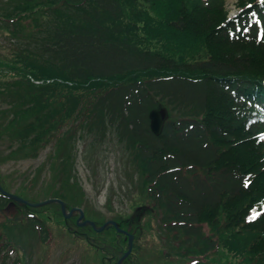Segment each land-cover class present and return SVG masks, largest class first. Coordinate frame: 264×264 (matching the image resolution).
<instances>
[{
  "label": "trees",
  "instance_id": "obj_1",
  "mask_svg": "<svg viewBox=\"0 0 264 264\" xmlns=\"http://www.w3.org/2000/svg\"><path fill=\"white\" fill-rule=\"evenodd\" d=\"M7 1L11 10L0 8V33L10 36L9 57L0 59V164L33 157L47 143L46 157L57 152L55 167L64 168L83 134V149L96 150L109 131L128 150L130 171L151 202L145 213L159 221L156 237L159 232L174 245L157 250V263L227 264L238 258L235 264H264V163L259 170L252 156L264 146L249 140L263 133L264 121L245 131L242 119L245 107L264 102V51L228 41L213 26L222 17L227 22L226 0ZM159 105L178 114L155 138L147 114ZM67 122L79 130L77 140L75 132L63 130ZM223 154L233 167L219 165ZM58 180L55 189L38 195L30 190L32 179L9 191L0 174L6 191L29 202L58 198L68 207L72 184ZM9 202L0 196V210ZM254 204L260 212L249 222L244 213ZM46 206L59 212L56 204ZM29 211L22 208V224L34 227L42 244L47 220L27 216ZM219 217L223 227L204 233L200 224L215 225ZM107 220L136 234L119 218ZM107 230L111 242L123 237L126 247L123 235L112 226ZM72 233L88 243L86 235ZM256 243L261 252L253 251Z\"/></svg>",
  "mask_w": 264,
  "mask_h": 264
},
{
  "label": "rangeland",
  "instance_id": "obj_2",
  "mask_svg": "<svg viewBox=\"0 0 264 264\" xmlns=\"http://www.w3.org/2000/svg\"><path fill=\"white\" fill-rule=\"evenodd\" d=\"M249 2V0H226L224 5L225 14L231 17L245 3ZM10 5L9 1L0 0L1 9L11 10L12 6ZM138 5L145 6V4ZM149 15L154 17L153 21L158 20L152 13L149 12ZM224 20L225 18L222 17L213 26L219 25L222 21L225 24ZM141 21V18L133 19L136 26H140ZM135 30L139 34L138 29ZM9 43L10 36L6 32H1L0 59L9 57V49H7ZM244 44L264 51V43L259 38L258 33L252 35ZM153 47L155 46L153 45ZM163 106L160 105L159 109L163 112L164 121L177 116L178 111H172L169 107ZM246 117L252 118L253 112L247 111V115H242L244 121ZM250 124V122L246 124L245 131L249 129ZM63 130L66 131L67 135L69 132H75L71 137L77 140L79 130H75L70 122H67ZM107 133L108 136H104V141L101 144H96V150L91 149L93 146L91 148L86 147V150L83 149L85 142L82 140L83 137L84 139L87 137L83 134V137L77 140L73 146L74 158L71 159L70 166L55 167L53 159L56 158L57 152L55 156H52L51 151L47 158L48 144L46 143L33 157H16L4 160L0 164V174L9 191H16V186L32 179L33 188H30V190L33 193L35 191L38 195H42V192L47 190L55 189L60 182L58 177L66 179L67 182L72 184L69 186L72 201L68 204V209L75 205L82 209V215L85 219L103 222L107 219L119 218V225L132 226L136 234H132L134 238L131 247L127 256L123 259L126 264H162V262L157 263L154 260V257H157V250L174 248V245L169 240L170 237L165 238L159 232V240L156 237L159 221L156 220L151 211L148 214L145 213L150 210L151 202L140 191L138 177L130 171L129 159H125L128 150L123 142L116 140L114 133L109 131ZM249 140L256 141L260 148L264 146V139L254 135H250ZM218 145L223 150L226 147L224 144ZM56 147L60 148V145H56ZM122 155L124 156L123 159H121ZM252 156L257 161L260 170L262 168L261 163H264V150L256 152ZM224 164L233 167L231 161L223 154L219 159V165ZM51 175H53L52 179ZM47 182L51 183L50 187L45 185ZM257 209L258 207L254 204L247 208V212H253ZM32 210L34 212L29 211L28 213H34L47 220V223L45 222L48 227L47 235L42 244L38 242L35 236L34 227L26 223L22 224L24 223L23 214L13 203L0 212V223L7 221L6 225L0 224V264H15L12 263L13 258L19 259L22 264H116L121 257L119 253L121 251L125 252L123 237L121 243L115 244V241L111 242L112 232L110 230H107L108 232H95L88 226H80V223L77 226L75 224L78 216L76 212L63 219L60 212L50 206H39L32 208ZM244 218L246 220L248 218L246 213H244ZM256 218L248 219V221L251 222ZM149 219L151 224L147 222ZM218 219V223L215 225L200 224L204 233L214 232L223 227V220L221 217ZM19 222L22 228L15 226ZM99 225H96V227ZM67 227H73L72 232L74 233L86 235L88 243L79 235L73 234L71 230L69 231ZM104 243L106 244L105 250L103 249ZM98 247H100L99 250ZM167 250L164 249V251ZM255 250L257 252L262 251L260 243H256L253 251ZM233 259L234 261L231 260L227 264H235L238 258Z\"/></svg>",
  "mask_w": 264,
  "mask_h": 264
},
{
  "label": "water",
  "instance_id": "obj_3",
  "mask_svg": "<svg viewBox=\"0 0 264 264\" xmlns=\"http://www.w3.org/2000/svg\"><path fill=\"white\" fill-rule=\"evenodd\" d=\"M162 118H163V112L160 109L159 110H151L148 113L149 129H150L151 133L153 135H155V136H157L160 133L161 125H162ZM0 193L3 196H5V197H7V198L19 203V204H23V205H27V206H31V207H38V206H42V205L49 204V203H56L59 206V210H60V213L62 214L63 218L69 217L73 212H77L78 213V216H77V218L75 220V223L77 225L80 223V226L88 225L94 231H101L108 224H111L114 228H116L117 232L122 233V231H120L116 227V224L114 222L110 221V220L109 221H105L104 223H102L98 227L94 226V223L92 221L87 220V219H83L82 211L80 210V208L71 207L66 212L64 203L62 201H60L58 198H47V199L42 200V201H38V202H35V203H30V202H27V201L17 197L16 195H13V194L5 192L1 188H0ZM6 194L9 195V196H7ZM79 220H81V221H79ZM130 239H131V237L128 236V249L123 253V255H121V257L118 259L116 264H119L120 260L124 256H126V254L128 253V250H129V247H130Z\"/></svg>",
  "mask_w": 264,
  "mask_h": 264
},
{
  "label": "bare ground",
  "instance_id": "obj_4",
  "mask_svg": "<svg viewBox=\"0 0 264 264\" xmlns=\"http://www.w3.org/2000/svg\"><path fill=\"white\" fill-rule=\"evenodd\" d=\"M7 195V194H6ZM7 196H9V195H7Z\"/></svg>",
  "mask_w": 264,
  "mask_h": 264
}]
</instances>
